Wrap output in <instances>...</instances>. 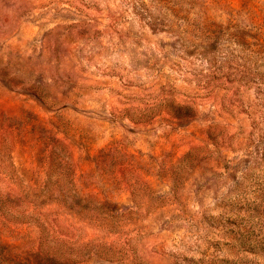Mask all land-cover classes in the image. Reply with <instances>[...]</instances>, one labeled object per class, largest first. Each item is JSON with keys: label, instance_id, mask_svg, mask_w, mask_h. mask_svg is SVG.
Returning <instances> with one entry per match:
<instances>
[{"label": "clouds", "instance_id": "1", "mask_svg": "<svg viewBox=\"0 0 264 264\" xmlns=\"http://www.w3.org/2000/svg\"><path fill=\"white\" fill-rule=\"evenodd\" d=\"M0 264H264V0H0Z\"/></svg>", "mask_w": 264, "mask_h": 264}, {"label": "rangeland", "instance_id": "2", "mask_svg": "<svg viewBox=\"0 0 264 264\" xmlns=\"http://www.w3.org/2000/svg\"><path fill=\"white\" fill-rule=\"evenodd\" d=\"M54 125H52L51 123H49L48 125H47V127H53ZM29 129H31L32 128V125L31 124H29ZM40 143H43V140H42V138H41V140H40ZM37 151H39V148L37 149Z\"/></svg>", "mask_w": 264, "mask_h": 264}]
</instances>
